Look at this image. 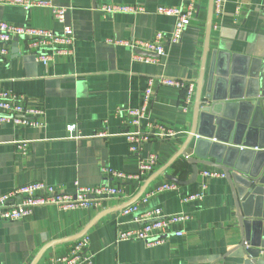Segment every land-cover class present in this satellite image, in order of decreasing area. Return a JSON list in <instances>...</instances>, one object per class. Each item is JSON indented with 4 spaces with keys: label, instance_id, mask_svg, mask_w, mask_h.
I'll return each mask as SVG.
<instances>
[{
    "label": "crops",
    "instance_id": "1",
    "mask_svg": "<svg viewBox=\"0 0 264 264\" xmlns=\"http://www.w3.org/2000/svg\"><path fill=\"white\" fill-rule=\"evenodd\" d=\"M34 1L47 5L28 9L0 5V20L58 31L62 24L53 19L51 7L61 6L66 8L65 23L73 28L74 42L71 54H58L43 63L17 41V52L0 60V90L23 95L28 106L41 108L45 114V126L41 128L0 122V195L33 180L68 193L77 183H108L121 186L123 194L106 200L97 209L63 211L45 205L35 207L20 220L0 218V264H48L51 257L66 253L85 234L92 264H244L245 257L228 254L241 237L230 186L225 176L203 174L204 170L218 168L198 164L194 182L156 191L163 183L173 182L168 175L182 181L191 178L192 168L184 155L164 171L159 170L184 145L193 124L209 0H194L193 17L181 40L173 43L166 39L163 55L150 53L157 60L154 62L136 58L134 53L138 51L115 42L132 38L152 41L158 32L168 38L175 18L157 12V8L185 11L191 0ZM106 4L138 6L142 11L105 13L100 7ZM207 42L202 98L218 62L224 71L223 64L229 61V75H234L237 65H248V59L264 55V0H226L221 15L212 10ZM161 78L194 83L192 101L186 109L182 106L184 90L160 82ZM220 82L224 83L222 79ZM148 87L152 96L147 116L139 124H132L128 110L142 104ZM71 123L77 125L75 137L66 129ZM163 127L176 134L162 135ZM127 132L146 136L137 151L129 149ZM220 136L226 138V131ZM196 138L195 134L185 148L186 156H195ZM251 138L246 143L244 137L240 149L261 150L260 143ZM215 142L226 148L235 146ZM226 153H222L224 158L231 160ZM149 154H155L158 163L142 180L112 178L102 169L133 173L139 160ZM250 160L249 153L240 156L242 165ZM197 192H201L200 198L183 199ZM141 197H146V202H140L132 213H124L125 206L116 209ZM154 207L165 215L186 214L189 218L170 225L160 242L153 245L142 240H118L119 232L138 227L136 218ZM177 230L183 233L176 235ZM259 240L261 246L253 250H260L257 261L264 264V229Z\"/></svg>",
    "mask_w": 264,
    "mask_h": 264
},
{
    "label": "built area",
    "instance_id": "2",
    "mask_svg": "<svg viewBox=\"0 0 264 264\" xmlns=\"http://www.w3.org/2000/svg\"><path fill=\"white\" fill-rule=\"evenodd\" d=\"M226 0H213L212 10L216 15H221ZM193 2L191 0L185 11L178 7H158L157 12L172 15L175 18L174 25L168 38L162 32H158L154 40L147 41L132 38L130 40H120L115 43L129 46L133 52L141 51L145 53H156L163 55V43L166 39L176 43L181 40L184 31L193 17ZM0 5H18L24 9L31 6L42 5L45 2L34 0H0ZM105 13H136L142 11L138 6L106 4L100 7ZM51 12L53 19L61 25L60 30L55 31L46 28H37L25 24H14L0 20V60H5L11 53L12 43L15 38L22 42L23 49L34 54L36 60L46 63L58 54H71L74 42V32L71 25L65 23L66 8L52 6ZM136 58L147 62L157 61L151 55L134 53ZM160 82L168 85H175L184 90L182 106L186 109L191 103L194 91V83L187 84L182 80L171 78H161ZM152 91L148 87L145 91L142 104L135 109H129L128 113L133 117L132 124H139V120L147 116V109L150 105ZM44 110L28 106L26 98L12 91L0 90V122H12L16 126H32L41 128L45 126ZM70 136L77 132L75 123L68 124L66 127ZM162 135L174 136L176 132L171 129L162 128ZM104 132H101L102 135ZM129 149L137 151L140 140H146V136L141 134L126 133ZM158 163L155 154L141 158L136 172H124L111 167H103L105 174L112 178H120L126 181L142 180L150 174ZM206 176H224L218 169L204 170ZM174 182H165L156 188V191L176 189ZM123 194V189L119 185L103 183L97 186L75 185V190L71 193L61 191L52 184L41 180H33L25 184L15 186L10 191L0 195V218L14 221L28 217L35 207L54 205L63 211L85 208H101L106 200L119 198ZM201 197V192L184 196L185 201H193ZM140 202H146V197H141L138 202H132L122 210L124 213H132L137 210ZM186 214L165 215L158 207L149 208L140 213L136 218L140 222L139 226L133 229L121 231L118 240H142L148 245L160 242L162 235L168 231L170 225L177 224L188 219ZM183 232L177 230L176 235ZM89 237L82 235L68 248L66 253L61 256H53L48 264H92L91 254L88 250Z\"/></svg>",
    "mask_w": 264,
    "mask_h": 264
},
{
    "label": "water",
    "instance_id": "3",
    "mask_svg": "<svg viewBox=\"0 0 264 264\" xmlns=\"http://www.w3.org/2000/svg\"><path fill=\"white\" fill-rule=\"evenodd\" d=\"M212 6L213 0H209L204 60L197 82L193 124L184 145L159 172L164 171L180 155L186 157V162L191 165L192 174L188 181L179 180L173 175L167 176L169 180L177 184L194 182L198 175V164L220 169L234 197L241 234L238 244L228 254L235 252L233 255L245 257L244 264H259L257 258L260 250L253 249L261 246L259 237L264 229V55L252 61L248 59L246 61L248 65H237L238 71L234 75L233 73L229 75L231 69L229 61L223 64L224 71L221 70L218 62L210 73L207 94L202 98L203 69ZM17 41L18 39L15 38L12 43L11 52L13 53L17 52ZM138 53L150 55L141 51ZM234 68L235 66H232L233 70ZM221 79L224 81L223 84L220 82ZM224 131H226V138L223 139L220 135ZM195 134L197 135L195 156H186L185 148ZM251 136V139L260 143L261 150L240 149L239 145L244 137V141L248 143V137ZM216 140L235 146L229 145L226 148L225 145L215 142ZM225 150H227L226 156H232L231 160L224 158L222 153ZM245 153L251 155V160L248 164L242 165L240 156ZM129 203L116 209L127 206ZM83 233L81 232L78 236Z\"/></svg>",
    "mask_w": 264,
    "mask_h": 264
}]
</instances>
